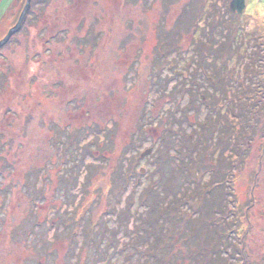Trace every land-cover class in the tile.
<instances>
[{
  "label": "rangeland",
  "instance_id": "1",
  "mask_svg": "<svg viewBox=\"0 0 264 264\" xmlns=\"http://www.w3.org/2000/svg\"><path fill=\"white\" fill-rule=\"evenodd\" d=\"M233 1L33 0L21 31L0 50V133L6 130L0 138V170L9 164L0 182V264H74L71 254L82 247L84 227L98 232V239L85 244L82 264H93L91 257L100 252L105 256L95 264H138L139 256L128 262L120 251L138 234L136 227L143 226L146 208L140 207L139 196L160 179L158 164L165 163L176 189L193 188L183 186L182 175L174 172L180 161L165 150L157 152L159 146L164 143L168 150L171 141L169 154L174 155L172 148L199 140L204 133L200 124L219 111L231 122L230 131L237 133L244 124L255 135L242 159L227 153L220 161L223 172L230 161L245 165L235 178L242 227L237 229L242 232L232 236L236 246L227 250L235 256H222L239 262L241 238L248 230L247 258L251 255L250 264H264V0H246L242 14L232 12ZM26 3L0 0V42L16 26ZM206 97L214 103L212 113L203 104ZM242 97L262 107L251 112ZM231 107L249 110L248 116H228ZM105 125L107 135L102 133ZM213 132L210 150L218 141ZM8 146L11 152L5 151ZM96 146L105 158L88 153ZM207 160L198 165L210 164ZM89 169L95 175L87 176ZM31 172L40 173L35 186L27 182ZM212 172H207L206 183ZM87 177L92 184L84 199ZM74 178L76 186L65 181ZM6 180L16 186L10 194L4 191ZM124 210L130 219L128 234L118 224L117 213ZM79 213L86 219L65 230L60 220ZM230 214H217L207 227H193L203 229L200 239L210 241L214 222ZM227 221L219 231L229 229ZM56 232L63 236L57 238Z\"/></svg>",
  "mask_w": 264,
  "mask_h": 264
},
{
  "label": "trees",
  "instance_id": "2",
  "mask_svg": "<svg viewBox=\"0 0 264 264\" xmlns=\"http://www.w3.org/2000/svg\"><path fill=\"white\" fill-rule=\"evenodd\" d=\"M44 3L48 4V0H43ZM69 1H66L65 6H67V3ZM65 12V11H64ZM16 34L15 36H17ZM13 36V38L15 37ZM214 79V78H213ZM212 79V83L213 80ZM36 81V80H35ZM58 80H56V83ZM55 83V84H56ZM33 82L29 83V87L33 86ZM53 85V83H51ZM59 85V84H58ZM202 94V93H200ZM245 94V93H244ZM50 97V93L48 94ZM202 98V96L200 95ZM206 100H203V104H206V107L208 108L209 112H214L213 107V101L211 99H208V97L205 98ZM240 99H243L240 98ZM219 101V100H218ZM248 98L243 99V102L245 103L246 108L249 107L247 105H250L251 112L255 111L258 107H262L264 105V99H262V105L257 104L255 102H247ZM219 103V102H218ZM244 107V106H243ZM7 109L2 110L1 116L6 117L8 113V107ZM255 108V109H254ZM217 109V108H215ZM217 111V110H215ZM228 116H231L233 118L239 119L240 117L248 116L249 110H246L245 113H242L241 111H237L235 108H229L227 110ZM212 115V114H211ZM224 113H221V111L218 112L217 115L208 117V121L202 122L200 125H202V128L204 129V133H201L199 140L184 142V146L181 149L172 148V151L174 152V155L169 154L170 147L173 144L171 141L170 143H167L166 146L168 148L164 149L165 144L163 143L161 146H159L157 152L164 151L170 155L172 158L178 159L180 164H177L176 169L174 172L178 173V175H182V185L190 184V186H193L192 189L186 190L183 187L182 189H176L173 184L174 177L169 175V171L167 169V166L162 163H159V173L160 179L156 182H154V185L150 186L149 188L145 189L142 193H140L139 199H140V207L146 208L145 214L142 217L143 226L136 227V231H138V234L136 233L135 237L130 239L126 243V247L122 248L120 251L121 254L126 255V259L128 262H130L133 258L139 256L140 262L138 264H244L241 260L245 261V264L252 261V257L250 255L249 258H247L248 252L246 253L245 248L247 245H245V242L247 241V238L249 237L248 230L243 231L244 237H242V249L241 253L243 256H241L240 261L231 262L230 259H225L222 254L228 255V257H231V259L235 256L233 252L228 253L227 250L233 248L236 246L234 242H232V236L239 235L242 231V227H239L238 222L241 220L239 218L240 209L238 208L237 203V186H236V179L237 175L236 173H240L241 170L244 169L245 165L243 163H235L234 165L229 163L227 167H229V170H225L223 172L222 167L220 165V161H224L226 159V154L233 153L236 156H239V159H242L243 156H246L245 152L247 151L248 147L251 149V147L254 144L255 135L253 133H250V129L252 127L245 126L244 124L241 126V129L236 132H232L229 130L227 124L231 125V122L228 120L226 116H224ZM259 118H261L259 116ZM26 126H28L29 122L26 121ZM214 124L213 129H211L212 125ZM25 126V127H26ZM217 127H220V130L217 132ZM249 127V128H248ZM182 129V127L180 128ZM211 129V130H210ZM72 130V128H71ZM103 132L107 135V126L105 125L104 129H102ZM218 134V141H216V148L215 150H210L209 148V140L210 137V131ZM180 131V130H179ZM6 130L2 133H0V138L2 139L3 135L5 134ZM66 132L63 131V133ZM113 132V131H112ZM213 132V133H214ZM70 133V132H69ZM110 131L108 132V134ZM206 134V135H205ZM253 134V135H252ZM72 135L74 136L75 133L72 131ZM26 135H20V137H25ZM112 136V134H111ZM232 137H235V140H232ZM75 138V137H74ZM227 138H231V141L227 144L222 143V141ZM59 143H63V135L61 134L58 136ZM98 140V138H96ZM242 139V140H241ZM21 140V139H20ZM72 144H75L76 141L70 140ZM12 142V141H11ZM110 142V141H109ZM232 142H238V145L234 146ZM110 143H113V140H111ZM128 146L131 145V148L135 145L133 141L128 142ZM13 144V143H12ZM170 144V146H169ZM233 146H232V145ZM76 145V144H75ZM106 145V144H105ZM77 146V145H76ZM127 146V145H126ZM211 147V146H210ZM232 147V148H231ZM2 146L0 147V154H1ZM11 147H6L5 151L11 152ZM68 150V149H67ZM126 148H123V151H125ZM105 151V150H104ZM128 149L126 150V153H128ZM103 151L96 146L94 150H89V154H94L95 159L97 158H105L102 153ZM111 152V151H110ZM112 153V152H111ZM125 153V154H126ZM216 153V154H215ZM264 153V152H263ZM206 157L208 158V162L210 164H203L200 166L198 165L199 162L202 161V159ZM264 157V155H263ZM158 156L155 157L157 159ZM229 159V157L227 156ZM3 161V165H4ZM157 164V163H156ZM208 165H210L209 168ZM79 167L78 165H76ZM208 167V169L206 168ZM9 168V164H5L3 166V169L0 170V182L1 178L4 177V174L7 172V169ZM81 168V167H79ZM161 168V169H160ZM45 170V167L43 168ZM89 169L87 172V176L95 175L93 172ZM235 170V171H234ZM42 171V169L40 170ZM211 172V176L209 181L206 183L204 179L207 172ZM10 174V171H8ZM31 172L29 178H27V182L33 184V180L36 176H38V173ZM174 173V175H176ZM119 176V173L118 175ZM236 178V179H235ZM78 178L65 180L67 184L76 186ZM175 180V179H174ZM26 181V180H25ZM8 182L5 184V190L6 193L10 194L16 186L13 185V181L6 180ZM92 184V181L90 177H87L86 182L84 181L82 186L81 192H84V199L90 196L89 188ZM87 186L89 188H87ZM66 190V189H65ZM159 190H161L159 192ZM30 192H32L30 190ZM146 192V194H143ZM42 194V193H41ZM97 191H94V195H98ZM8 195V194H7ZM130 198H134V194L130 196ZM28 200L31 201L34 205L36 204V199L33 198V196H30ZM6 201V200H5ZM256 203V202H255ZM132 206V205H131ZM130 207V204H129ZM253 208V206H251ZM249 207V208H251ZM238 210V212L236 211ZM128 210H131L128 208ZM114 214H116V210H114ZM231 213L233 216L230 218L227 216L229 224V229L227 231H219L218 228H222V226L225 223V220H216V230L213 231L214 234H212L213 239L210 241L206 238L200 239V234L203 233V229L199 227H193L196 226V223H202L207 227L210 224L208 220L213 218L214 216L223 215V213ZM118 216V224L121 226V228L126 229L125 232L129 231L130 228L128 224L130 222V219L128 218V213L124 210L120 213H117ZM251 213L247 212V222L249 223L251 221L250 219ZM86 217L82 216V214L79 213V216L77 214H72L70 220L67 222H62L60 220L61 225L66 229L75 228L78 227L77 224L75 226V223L82 222L85 220ZM197 220V221H196ZM59 224V222H58ZM238 224V225H237ZM233 226H236L233 228ZM20 228V226H18ZM241 228V229H237ZM84 227L82 230V236L84 239V242L82 244V247L77 250V252H72L71 256L76 259L74 264H82L85 260L82 258V253L84 251L85 244L87 243L90 238L93 241H96L98 239L97 233H93L91 230H85ZM198 229L200 232H198ZM205 229V228H204ZM64 230V231H65ZM207 230V229H206ZM63 231V232H64ZM194 232L190 235V232ZM212 231V228H211ZM100 235H102V231L99 230ZM126 232V233H127ZM206 235V231H204ZM62 233V232H61ZM61 233L56 232L57 238L60 236ZM128 234V233H127ZM194 234L196 236H194ZM219 234V238H218ZM225 234V235H223ZM62 235V234H61ZM63 236V235H62ZM216 237V238H215ZM221 243H218L219 241ZM198 240V241H197ZM14 241L16 242V239L14 238ZM216 242V245L215 243ZM114 244V242H112ZM14 245V243H12ZM74 244L78 245L77 242H74ZM49 244L47 242L46 244V251ZM147 246V248H145ZM187 247L188 251L183 252V247ZM109 247V246H108ZM110 247H113L110 244ZM95 250V249H94ZM130 250V253H126V251ZM96 252V251H95ZM183 253V254H182ZM251 254V253H250ZM105 256L104 252H100L99 255L96 256L93 255L91 258L92 260H95L92 262L93 264L99 262L101 256ZM233 255V256H232ZM185 258V259H183ZM237 260V258H234ZM83 260V261H82ZM230 261V262H229ZM186 262V263H185ZM90 263V262H89ZM88 263V264H89ZM253 263V262H252ZM67 264H69L67 262Z\"/></svg>",
  "mask_w": 264,
  "mask_h": 264
},
{
  "label": "water",
  "instance_id": "3",
  "mask_svg": "<svg viewBox=\"0 0 264 264\" xmlns=\"http://www.w3.org/2000/svg\"><path fill=\"white\" fill-rule=\"evenodd\" d=\"M32 2H33V0H27L26 6L23 10V13H22L18 23L16 24V26L14 28H12L9 31L6 38L0 42V50L2 47H4L12 39V37L14 35L18 34L21 31V29H22V27H23V25H24V23L28 17V13L31 9ZM246 7H247L246 0H234L231 4V10H232V12H234L236 14H242L246 10Z\"/></svg>",
  "mask_w": 264,
  "mask_h": 264
}]
</instances>
